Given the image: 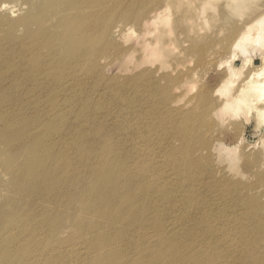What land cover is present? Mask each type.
I'll list each match as a JSON object with an SVG mask.
<instances>
[{
    "label": "rangeland",
    "instance_id": "rangeland-1",
    "mask_svg": "<svg viewBox=\"0 0 264 264\" xmlns=\"http://www.w3.org/2000/svg\"><path fill=\"white\" fill-rule=\"evenodd\" d=\"M2 1L8 7L0 9V264H95L100 255L133 261L145 251L157 257L170 245L188 244L191 238L196 242L194 235L175 238L172 231L195 225L188 214L203 215L208 200L223 201L206 189L194 192L195 181L202 184L219 175L227 189L222 190L228 192L260 184L256 172L247 169L256 158L245 164L244 158L253 143L254 151L264 152V126L256 127L254 117L249 122L241 117L230 122L203 118L197 97L201 86L213 83L211 67L218 60L219 41L228 38L238 14L244 20L248 11L230 13L225 0H209L215 2L214 10L201 0H178L167 11L170 25L163 27L166 38L160 40L168 42L163 56L122 70L99 58L110 62L123 55L132 42L131 30L139 41H150V34L142 37L144 30L134 25L150 1L95 0V26L83 33V44L100 52L82 64L34 31L38 26L29 14L40 9L43 0ZM115 23L119 30L110 32ZM237 55L238 65L243 57ZM253 55L259 64L258 53ZM9 127L21 131L16 141H6ZM207 144L214 153L211 162V156L201 152ZM32 157L39 162L27 172ZM260 158L264 160V154ZM172 170L177 175L166 177ZM100 174L125 185L130 204L145 197L135 192L139 184L148 183L150 198L153 193L159 196L158 211L137 214L131 227L125 220L129 215L121 222L109 220L113 226L104 233L98 224L112 214L103 209L122 201L120 195L100 193L101 203L78 196L82 186L94 196L90 188ZM40 175L42 181L37 180ZM180 188L185 190L183 204L176 205L173 196ZM243 206L235 208V214H245ZM207 213L211 221L225 216ZM168 222L182 223L172 228L166 227ZM119 224L125 230L117 235L114 225ZM135 225L150 228L151 234L137 236Z\"/></svg>",
    "mask_w": 264,
    "mask_h": 264
},
{
    "label": "bare ground",
    "instance_id": "bare-ground-1",
    "mask_svg": "<svg viewBox=\"0 0 264 264\" xmlns=\"http://www.w3.org/2000/svg\"><path fill=\"white\" fill-rule=\"evenodd\" d=\"M143 1H150V6L144 9L143 13L147 11L141 18L136 19L134 25L144 30L142 37L149 33L152 39L150 38V41H139L136 37L137 34H134L131 30L128 36L130 42H132L124 49L125 53L123 55L111 57L110 62L107 61V57L99 59H103L108 64L115 62L118 66L120 65L122 70H126L127 68L138 66L149 57L161 58L163 56L164 45L168 42L165 41L164 43V40H162L164 44H160V40L167 31L163 27L170 25L167 11L176 7L178 0ZM201 1L203 5L208 4L214 10L215 2L210 3L209 0ZM256 1L225 0L226 6L231 5L230 13L243 10L248 11V13L246 19L240 20L241 13L239 12L238 16L240 19H238L236 24L233 23L234 25L230 26L228 38H223L222 41H219V44L221 43L220 48H218V43H216L218 53H216L217 51L215 53L216 55L218 54V60L217 58V61L213 60V67H211L214 73L213 83L201 86L197 92L198 107L203 118L217 122L227 120L230 122V119L236 120L237 118L238 120L241 117L247 122L251 117H254L256 127L258 125L264 126V2L261 1L262 3H259ZM7 7L8 5L4 1L0 2V9ZM98 11L95 0H43V6L29 14V20L37 24L38 28L34 31L38 33L40 31L41 37L48 45L58 46L68 59L74 62L80 59L82 64L91 60L94 55L100 52L96 47L86 48L83 44L85 41L83 33L87 32L89 26H91L89 29L95 26L94 20L96 17L94 16L97 15ZM119 27L120 24L115 23L110 32H116ZM32 35L36 34L32 33ZM226 49L228 50L226 51ZM135 52H140V56L135 57ZM238 52L243 57V60L237 65L235 61L238 60L236 59L239 56L237 55ZM257 53L260 59L259 64H255L252 58L253 54ZM161 69L162 62L157 66L156 70L161 71ZM190 70L192 72V69ZM20 134V130L16 131V129L9 127L4 136L7 138V142H12L16 141ZM261 141L264 146V138ZM255 145L253 143L254 147ZM15 147H18V145L14 144L13 148ZM36 147L37 145L34 144L33 149ZM254 147L249 148L247 146L248 151L252 152H247L244 158V164L248 160L253 159V157L256 158L253 159V167L252 165L247 166V169H252L256 172L257 177L261 181L254 188H251V186L255 183H250L241 187L235 186L231 192L223 191L227 190L224 185L225 180L220 178L219 175L202 184H197L198 180L194 182V192L197 189H206L223 198V201L210 202L208 200L201 210L205 213L206 211H214L219 215H225L223 218L218 217L216 220L211 221L208 218V213L206 215L204 213L201 216L196 214L193 217L192 214L187 213L189 217L193 218L196 226L190 224L182 227V232L179 229L172 232L175 238H179L182 234L194 235L196 242L190 237V243L170 245L169 250H162L157 257L148 253V251L140 252L142 255L133 261L128 260L127 257L118 260L111 256L100 255L96 259L98 261L95 264H254L253 262L256 259L261 261V263L257 264H264V160L260 158L264 152L254 151ZM219 149L220 145L217 146V150ZM146 151L144 150V152ZM201 152L207 153L208 157L211 156L208 162L213 160L212 146L207 144L201 149ZM229 158L233 160L234 155L232 158L229 155ZM38 162V157L30 158L26 164L27 172H33ZM177 172L172 170L166 174V177L173 178V176L177 175ZM190 175L193 176V174ZM43 179L44 176L42 175L37 177L38 181ZM97 179H99V182L94 186L96 190L90 188L95 191L94 196L84 193V186L78 189L80 190L78 193L79 199L83 195L81 201L85 198H96L97 202L101 203L103 197L100 193L108 190L110 192L111 190L116 191L122 198V201L115 202L108 208L103 209L106 211L105 213L112 214V216L106 215L108 218H104V221L98 224L104 233H108L113 226L109 223V220L115 219L113 222H121L129 215L131 219L125 220L127 224L131 223V227L136 223L133 220L137 214L146 215L151 212L155 214L158 211L157 208L160 206L159 196L153 193L150 198L148 183L139 184L140 187L135 193L138 195L143 194L145 197L138 196L132 205L130 204L131 197L126 199V196L131 193L123 190L125 185L118 186L111 181L110 177L103 174L98 175ZM258 190L260 193H258ZM184 193V189L175 190L173 202L176 205L183 204L182 196ZM242 204L244 205L242 210L245 211V214L241 212L235 214V208ZM155 210L157 211L154 213ZM184 216L187 215L185 213L182 214L181 219ZM181 223L168 222L166 227L175 228ZM83 225L86 229L90 226L87 224H82L81 226ZM204 225H207L206 229H202ZM114 228L118 231L117 235L125 230L123 224L114 225ZM134 228L137 230V236L145 237L151 234L150 228L138 225H135ZM235 232L243 233V237L233 236ZM163 235L164 237L168 236L164 233ZM248 254L252 255V257Z\"/></svg>",
    "mask_w": 264,
    "mask_h": 264
}]
</instances>
